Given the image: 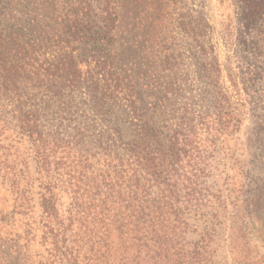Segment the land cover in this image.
Masks as SVG:
<instances>
[{
	"label": "rangeland",
	"instance_id": "rangeland-1",
	"mask_svg": "<svg viewBox=\"0 0 264 264\" xmlns=\"http://www.w3.org/2000/svg\"><path fill=\"white\" fill-rule=\"evenodd\" d=\"M81 1L0 0V30L23 27L42 60L76 58L80 88L64 86V95L44 89L43 104L57 117L77 120L73 124L119 127L125 140L135 122L189 132L208 150L207 184L228 204L225 226H245L248 264H264V0H91L85 17L92 32L74 41L63 22L71 4ZM27 98L22 90H0V264L53 262L38 168L14 128ZM232 113L239 123L230 122ZM60 130L71 138L70 128ZM95 163L97 170L103 165ZM59 188L60 214L67 217L74 193L68 183ZM217 210L212 203L206 213ZM84 231L76 222L71 240L85 243ZM218 259L235 264L229 246Z\"/></svg>",
	"mask_w": 264,
	"mask_h": 264
},
{
	"label": "trees",
	"instance_id": "trees-1",
	"mask_svg": "<svg viewBox=\"0 0 264 264\" xmlns=\"http://www.w3.org/2000/svg\"><path fill=\"white\" fill-rule=\"evenodd\" d=\"M92 7L91 0L71 4L63 27L72 40L91 34L85 10ZM80 81L72 53L42 60L23 27L0 30V90L28 95L14 128L29 144L38 168L52 264H222L219 254L227 246L235 264H248L245 226L227 229L228 204L221 190L214 192L207 184L208 150H201L189 132L164 133L147 121L135 122L132 138L125 140L119 127L73 124L77 120L55 116L41 101L44 89L64 95L65 87L79 89ZM231 115L230 122L239 123ZM60 127L70 128L71 138ZM73 153L81 155L72 160ZM96 161L103 162L99 170ZM68 168L73 174L63 180ZM63 182L74 193L67 217L58 206ZM83 199L85 212L79 209ZM212 203L219 210L207 214ZM194 216L204 226H195ZM76 222L85 226V243L70 238Z\"/></svg>",
	"mask_w": 264,
	"mask_h": 264
}]
</instances>
